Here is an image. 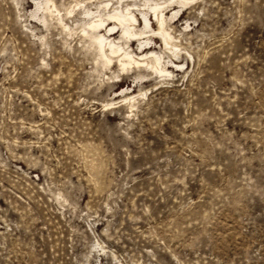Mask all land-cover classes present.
Masks as SVG:
<instances>
[{"label":"rangeland","instance_id":"1","mask_svg":"<svg viewBox=\"0 0 264 264\" xmlns=\"http://www.w3.org/2000/svg\"><path fill=\"white\" fill-rule=\"evenodd\" d=\"M183 6L138 80L0 0V264H264V0Z\"/></svg>","mask_w":264,"mask_h":264},{"label":"bare ground","instance_id":"2","mask_svg":"<svg viewBox=\"0 0 264 264\" xmlns=\"http://www.w3.org/2000/svg\"><path fill=\"white\" fill-rule=\"evenodd\" d=\"M149 1L147 0L144 3L145 6L140 5L143 8L136 5L135 7L132 3L126 4L125 7L123 5L124 8L112 7L113 9L110 8L111 10L106 11L108 5L106 3L94 11L89 7L90 5H83L79 0L75 6L66 9L65 13H62L61 7L55 0H34L35 9L31 14L45 25H50L48 22H50L51 18L55 19L64 30L68 29L70 31L69 25L64 21V15L69 16V14L75 11V7H77V9H80L84 13L83 19H80L82 22L79 21L80 23L78 24L79 28H81L80 37L84 40H82L83 42L87 43L86 46L89 48V51L92 49L95 52L96 62L109 69L117 66V70L115 71L117 77L120 75V71L129 72L130 69L133 71L139 69L140 71L137 74L139 78L136 77L139 80L140 77L141 79H148L153 73L160 75L167 74V76L172 74V69L170 70V65H167V60L165 61L166 56L164 55L167 52H174V47L176 46L170 32L172 25L170 21L174 20L172 18L178 15L179 7L182 8L183 5L188 4L192 0H166L164 2L152 0L151 3ZM171 6L173 7L170 8ZM172 9L175 12L172 16H169V11ZM155 39L163 40L166 45L163 51L160 50L159 52V50L152 49V44L156 42ZM136 41L140 42L142 49L140 53L134 50L135 48L133 49V44ZM171 61L175 67L183 64L181 61L177 62L173 59ZM113 70L111 73H114ZM135 97L133 94L128 97L125 96L126 100L128 98L131 106L135 105Z\"/></svg>","mask_w":264,"mask_h":264}]
</instances>
